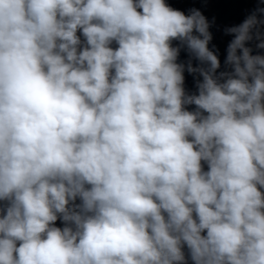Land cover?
<instances>
[{"label":"clouds","instance_id":"9594fccd","mask_svg":"<svg viewBox=\"0 0 264 264\" xmlns=\"http://www.w3.org/2000/svg\"><path fill=\"white\" fill-rule=\"evenodd\" d=\"M261 24L217 75L198 9L0 0V264H264Z\"/></svg>","mask_w":264,"mask_h":264}]
</instances>
